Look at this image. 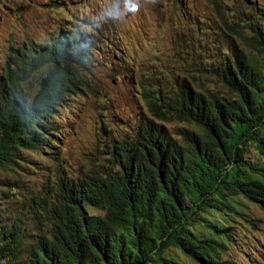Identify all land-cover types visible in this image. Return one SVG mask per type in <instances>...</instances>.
Wrapping results in <instances>:
<instances>
[{"label": "trees", "instance_id": "1", "mask_svg": "<svg viewBox=\"0 0 264 264\" xmlns=\"http://www.w3.org/2000/svg\"><path fill=\"white\" fill-rule=\"evenodd\" d=\"M219 1L222 31L241 47L198 39V58L167 91L140 83L149 115L100 143L103 165L76 178L55 171L42 193L15 188L14 205L0 207V264H173L172 248L196 264H228L233 239L223 217L241 199L264 212V67L241 55L248 38L264 56V9L242 1L252 11L243 15ZM90 29L61 22L43 44L26 42L10 56L0 75V174L51 146L52 118L83 86L97 50ZM171 121L193 128L172 133Z\"/></svg>", "mask_w": 264, "mask_h": 264}, {"label": "rangeland", "instance_id": "2", "mask_svg": "<svg viewBox=\"0 0 264 264\" xmlns=\"http://www.w3.org/2000/svg\"><path fill=\"white\" fill-rule=\"evenodd\" d=\"M213 1L0 0V75L17 49L26 42L43 44L61 22L83 29L91 24L94 29L89 31L97 47L81 71L83 86L66 97L52 118L57 133L51 146L26 152L19 172L0 174V207L8 210L14 205L15 188L25 195L42 193L44 184H53L55 171L76 178L103 165L100 143L121 138L127 127L136 128L140 118L149 115L140 83L158 84L167 91L170 78L183 77L187 63L198 58V39H205V44L213 41L221 49L240 48L237 38L222 31L217 12L223 8ZM226 1H231L230 9L235 7L243 15L252 13L242 4L246 0ZM247 1L264 9V0ZM61 5L65 10L58 8ZM115 29L118 42L112 40ZM105 37L119 47L118 53L112 52V45L108 48ZM241 55L259 69L264 67V56L248 38ZM164 124L172 133L179 127L193 128L188 123ZM252 155L250 147L246 157ZM8 191L10 196H5ZM223 219L231 226L233 239L223 260L264 264V212L258 204L241 199L235 213ZM171 254L173 264H196L173 248Z\"/></svg>", "mask_w": 264, "mask_h": 264}]
</instances>
